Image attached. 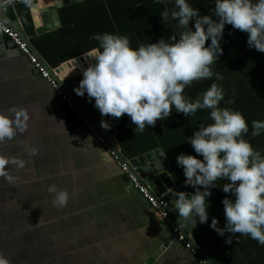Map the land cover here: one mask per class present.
<instances>
[{"label":"crops","instance_id":"1","mask_svg":"<svg viewBox=\"0 0 264 264\" xmlns=\"http://www.w3.org/2000/svg\"><path fill=\"white\" fill-rule=\"evenodd\" d=\"M50 2L15 4L17 29L5 21L62 82L76 72L75 66L66 63L98 47L97 41L89 39L94 33L127 36L135 48L162 37L167 40L176 32L175 21H161L165 5L153 0L76 1L58 9L59 25L44 31L40 11ZM189 2L201 14L214 7L213 0ZM221 47L223 54L212 71L223 75V80L215 82L225 90L224 100L231 98L234 103L221 101L219 106L245 116L249 133L244 138L264 155V132L250 135L251 121L264 120V53L249 48L247 33L231 25H225ZM92 59L81 65L88 67ZM212 82L214 77L194 81L184 93L194 100ZM57 98L24 54H0V113L25 128L0 141V259L5 264H198L197 257L172 238L171 224L141 192L127 185L119 162L96 137L84 130L69 135L67 113L59 111ZM94 109L99 122H109L110 128L104 130L115 139L124 160L159 149L170 166L174 185L188 193L194 191L184 184L176 157L197 155L185 141L201 125L212 122L209 110L198 109L191 117L173 110L171 116L140 132L127 114L102 117ZM226 182L217 180L207 198V211L221 228L225 225L221 201L231 198L222 191ZM50 185L69 194L64 207L53 205V194L47 191ZM211 220L198 223L197 218L187 235L197 249H205L209 263L264 264V245L238 233L222 237L209 227ZM229 235L231 243H226Z\"/></svg>","mask_w":264,"mask_h":264},{"label":"clouds","instance_id":"2","mask_svg":"<svg viewBox=\"0 0 264 264\" xmlns=\"http://www.w3.org/2000/svg\"><path fill=\"white\" fill-rule=\"evenodd\" d=\"M27 3L28 0H25ZM165 5L160 13L162 23L176 22L175 34L157 42L132 47L127 36L94 33L90 40L98 42L92 50L93 59L82 71L77 95L87 93L94 99V107L102 117H130L137 131L154 126L157 120L171 116L173 110L193 116L197 110H209L207 125H201L185 142L191 144L197 155L181 153L177 166L183 170L184 184L194 191H172V207L183 220L198 218L208 221V197L217 187V180H226L222 191L230 193L221 203L224 206L225 225L218 227L215 217L209 225L218 235H248L264 245V155L244 137L249 124L238 110L220 107L225 90L215 81L223 80L212 66L223 54L221 40L225 25L247 33V46L264 53V0H213L208 14H201L189 0H153ZM172 7L168 8L167 5ZM210 43L206 45V41ZM214 82L196 99H190L184 89L194 81L210 79ZM232 95H235L233 90ZM103 129L110 128L102 119ZM24 126L0 113V141L23 132ZM264 132V120L251 121V137ZM33 152L35 150L33 149ZM220 187V186H219ZM53 194V205L64 207L69 194L56 185L47 189ZM231 235L226 243H231ZM0 264L5 261L0 259Z\"/></svg>","mask_w":264,"mask_h":264},{"label":"water","instance_id":"3","mask_svg":"<svg viewBox=\"0 0 264 264\" xmlns=\"http://www.w3.org/2000/svg\"><path fill=\"white\" fill-rule=\"evenodd\" d=\"M5 1L6 0H0V17L6 20L9 25L13 24L14 28L17 29L18 27L15 24L17 18L14 13L15 4L9 5L6 4ZM76 1H80V0H53V2H50L48 6L44 7L43 9L41 8L40 19L43 24L42 29L45 31L57 27L59 25L58 9L64 6H68L71 3H75ZM9 52L23 54L17 48L13 40L9 36L3 34L0 31V54H5ZM91 57H93V54L89 53L84 56L77 57L72 61L66 63L65 66L67 67L75 66L76 72L69 79L63 81V83L70 85L69 86L70 94L74 98V100L78 102L82 110L86 112V114L92 117L94 120H99L96 110L94 109L93 102L92 100H89L87 93H85L83 96H80L77 95L74 91V89L79 86V82L82 79L83 69L86 68V66H82L81 64L86 60L90 59ZM63 68H64L63 66L60 67V69L62 70ZM34 71L38 73V70L35 68ZM56 102L58 104V109L60 112L67 109L66 105H64L63 101L59 97L57 98ZM66 113L67 115L65 117V124L67 125V128L70 131L69 135L76 136L81 134L83 128L82 122L78 121L76 115L71 113L70 111H67ZM85 133H89V132L85 131ZM129 162L131 165L137 167V173L139 174L142 181L148 186V188L152 192L159 193V192H164L165 190H169V193L166 197V200L168 201V205L166 206V208L169 211V215L172 217V223L179 226L182 225L183 232L186 235H188V232L190 231L194 222L192 224L191 221L187 223V221L183 220L182 217L178 216L177 212L172 207L173 197L171 196L170 193L173 190L174 191H183V190L174 185V182L171 179L168 172L170 166L167 162V159L164 157L162 151L159 149L148 151L132 158ZM123 179L127 183L128 176L124 174ZM208 217L210 219L213 218V216L210 215L209 213H208ZM217 222L219 221L217 220ZM172 238H174L173 234H172ZM204 252H205L204 248L201 250L198 249V255L206 259Z\"/></svg>","mask_w":264,"mask_h":264},{"label":"built area","instance_id":"4","mask_svg":"<svg viewBox=\"0 0 264 264\" xmlns=\"http://www.w3.org/2000/svg\"><path fill=\"white\" fill-rule=\"evenodd\" d=\"M24 1L25 0H6L5 3L13 5ZM0 31L13 40L17 48L28 58L33 68L37 69L41 77L48 81L50 86L56 92V95L63 101L64 105H66L67 109L65 111H70L71 113L75 114L77 120L82 122V130L93 134L98 142L107 150L109 155L114 160L119 162L122 173L128 176L127 185L141 192L150 206L158 211L161 217L171 224V232L174 238L179 243H181L187 251L197 257L198 264H209V262L204 257L198 255L197 247L183 232L182 227L172 223L169 211L166 208L168 205V201L166 200L168 192L164 191L154 193L148 188V186L142 181L139 174L137 173V167L131 165L129 161L123 159L112 135H110L99 125V120H94L92 117L87 115L86 112L82 110L78 102L74 100L69 91L70 85L64 84L55 73H52L46 64L29 46V44L24 41L18 32L11 28L2 18H0Z\"/></svg>","mask_w":264,"mask_h":264}]
</instances>
